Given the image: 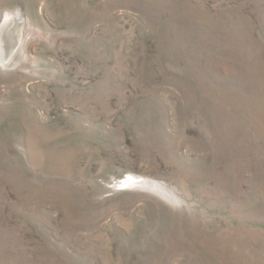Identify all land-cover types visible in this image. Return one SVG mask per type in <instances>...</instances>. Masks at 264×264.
I'll use <instances>...</instances> for the list:
<instances>
[{
  "label": "rangeland",
  "instance_id": "1",
  "mask_svg": "<svg viewBox=\"0 0 264 264\" xmlns=\"http://www.w3.org/2000/svg\"><path fill=\"white\" fill-rule=\"evenodd\" d=\"M15 12L0 264H264V0Z\"/></svg>",
  "mask_w": 264,
  "mask_h": 264
},
{
  "label": "bare ground",
  "instance_id": "2",
  "mask_svg": "<svg viewBox=\"0 0 264 264\" xmlns=\"http://www.w3.org/2000/svg\"><path fill=\"white\" fill-rule=\"evenodd\" d=\"M26 26L20 13H0V64L10 60L20 50Z\"/></svg>",
  "mask_w": 264,
  "mask_h": 264
}]
</instances>
